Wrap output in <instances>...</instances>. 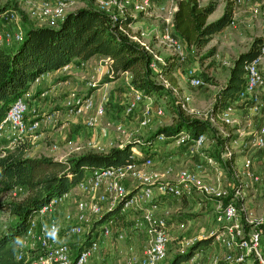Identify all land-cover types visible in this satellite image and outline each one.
Here are the masks:
<instances>
[{
    "label": "built area",
    "instance_id": "obj_1",
    "mask_svg": "<svg viewBox=\"0 0 264 264\" xmlns=\"http://www.w3.org/2000/svg\"><path fill=\"white\" fill-rule=\"evenodd\" d=\"M28 1L31 3L26 12L29 18L40 21L41 23L38 25H57L65 18L68 12L67 3L70 0ZM235 1L237 3L239 0ZM96 4L99 8L110 12L115 21H119V28L122 32L152 54V66H156V69H158L166 63V59L157 53L148 40L149 31L142 28L136 31L133 30L134 20H131V18H135L134 16H137L138 12L150 11L154 7L151 0H96ZM176 9L177 0L172 1L171 4L159 3L157 6V10L162 13L165 21L159 36L163 42L173 48L178 59L183 61L186 58L185 44L173 31ZM252 11L254 14L264 17V0L255 3ZM2 19L5 22L13 23L21 20L22 17L17 9H7L3 12ZM234 23L235 17L231 24ZM24 35L25 32L20 27L19 29L9 28L0 34V43L8 45L13 41H21ZM263 58L264 45L260 54L246 65L247 80L239 94L240 96L249 95L263 81L264 76L260 67ZM47 73L36 77L35 81H40ZM188 78L193 86L204 83V79L192 70L189 71ZM162 81L165 88L174 94L176 105L188 113L190 95L181 93L180 87L172 84L167 78H162ZM128 83L130 93L125 103L124 112L126 115H131L145 99L148 98L153 102V96L131 84L130 80ZM152 102L146 103L142 109L139 120V126L141 127H147L154 123L157 118H161L166 114L162 105L154 107L151 105ZM248 109L250 112L260 110L257 103L249 105ZM69 110L79 114L88 112L85 122L88 126L94 127L100 123L102 116L106 114V105L97 103L90 94L83 99L69 102ZM231 110L232 105L219 114V119L223 123L221 124L222 128L224 124L232 123ZM215 120L217 119L215 118ZM37 125V120H28L27 103L25 97L20 96L14 101L6 116L0 122V132L7 129L14 131V140L17 143L26 140V136L33 132ZM116 128L119 131L125 130L122 123H118ZM224 132V134L227 133ZM184 136V139H186L190 135L184 133ZM165 138L167 136L164 132H160L157 137L158 140ZM206 139V133H200L190 144L189 150L191 152L197 151ZM251 145H264V125L255 131ZM133 152L137 157L136 152ZM233 154L234 152L225 144L219 158L207 155L206 163L216 165L219 168V161L223 162L228 169H234L237 176L242 175L237 179L245 186L249 184L248 181L264 182V175L252 170L253 162L250 157H246L245 167L239 174V171H236L235 168ZM153 164V157L148 154L147 156L144 155L142 159L137 157L126 164L110 165L96 169L93 172H87L75 186L61 195L52 197L31 218L29 225L19 239L17 258L25 259L28 264H87L100 247L102 238L113 235L112 216L102 220L105 221L104 224H101L102 221L95 223L97 218L118 205L121 208L119 211H126L132 208L137 209L144 202L151 201V206L148 207L143 216L149 233L148 244L143 249L142 254L138 253L134 245H130L123 264H160L168 257V246L173 237L168 216L157 211L160 206L157 195L181 197L191 193L195 185L205 195L216 197L220 203L216 218L224 223L225 228L218 232L212 231L209 236L214 235L216 239L221 240L228 247L229 252L224 259L233 263H241L247 257H251L253 259L251 264H264V254L260 249L264 227L262 225L255 228L254 226L259 222L264 223L263 218L253 221L254 225H250V229L247 228V225L251 222L248 215L246 216L247 221L241 220L239 216L240 211L249 213L245 201L241 199L243 197L241 189L237 188L235 191H229L222 183L219 170L216 181L202 182L200 178V171L204 168L202 162L197 163L193 169H181L177 181L163 180L161 175L163 176L165 173L152 167ZM221 167L223 168V166ZM172 168V166L168 167L166 173H170ZM127 183H132V185L128 186ZM133 188L136 189L131 192ZM155 188L158 189L157 195L155 194ZM17 190L12 195H17ZM73 197H75L73 200L74 207L68 208L63 219L60 220L53 214L55 209L61 203H71ZM181 225L183 226L184 223H181ZM73 234H83V236L80 239L69 241L68 236ZM88 234L89 237H87ZM116 237L123 240L127 237V234L124 230H119ZM197 239L198 237H189L186 238V242L189 246ZM236 249L238 250L236 251ZM178 264H186V261H181Z\"/></svg>",
    "mask_w": 264,
    "mask_h": 264
},
{
    "label": "trees",
    "instance_id": "obj_2",
    "mask_svg": "<svg viewBox=\"0 0 264 264\" xmlns=\"http://www.w3.org/2000/svg\"><path fill=\"white\" fill-rule=\"evenodd\" d=\"M94 1L87 0L85 6L68 11L57 25L31 24L15 50H7L0 43V122L14 101L28 91L36 77L62 68L74 59L85 61L96 54L108 56L112 69L110 79L129 72L130 83L146 94L160 97L163 90L169 91L165 88L162 78L178 85L176 72L182 65L178 57L173 55L167 58L164 65L153 70L152 54L122 32L119 21H115L110 12L96 6ZM218 4L219 0H209L206 3L201 0H177L173 31L183 41L185 49L204 48L215 33L231 24L235 16V0H225L222 15L208 20ZM7 9H17L23 20H27V14L13 2L0 5V19ZM263 45L264 29L263 34L255 36L248 49L238 53L234 59L228 80L222 85L210 110L211 116L221 124L223 123L219 114L230 106L243 90L247 80L246 65L260 54ZM216 52L215 44L208 49L209 55ZM203 79L211 80L204 73ZM172 109L174 118L171 124L158 127L147 137L133 136L108 151L89 150L74 153L66 158H55L46 154L31 155V144L27 140L3 149L0 155V193L12 195L19 188L25 190V193L21 197L7 199L2 203L16 216V221L0 232V264H28L25 259L17 258V252L19 239L31 218L52 197L61 195L75 186L87 172L133 161L137 158L133 152L135 145L147 147V156L160 132H164L167 137H175L183 131L190 135L187 142L193 143L200 133H208L211 130L210 121L189 116L175 102L172 103ZM231 137L232 132L218 141L230 140ZM120 209V205L114 207L100 220L96 219L95 223L110 218ZM213 238L214 235L199 238L184 251L176 253L172 259L163 263L178 264L189 260L202 244L212 241Z\"/></svg>",
    "mask_w": 264,
    "mask_h": 264
},
{
    "label": "rangeland",
    "instance_id": "obj_3",
    "mask_svg": "<svg viewBox=\"0 0 264 264\" xmlns=\"http://www.w3.org/2000/svg\"><path fill=\"white\" fill-rule=\"evenodd\" d=\"M160 0H151V3L154 5L153 8L157 9V6L159 5ZM164 3L171 4L174 0H163ZM176 1V0H175ZM202 3H206L209 0H201ZM260 0H239L236 3V8L238 6H242L245 4L246 7H248L249 12V19L251 24L249 26H246L245 28L239 29V32H228V31H222L221 33H215L213 35V38L211 41L202 49H185L186 52V58L185 60L181 61V67L179 68L178 72H183V74L187 77L190 70H192L195 74L200 75L201 78H203V73L208 75L211 80L205 81L204 83L197 85L196 87L188 86L186 89L180 88V92L183 94L190 95V99L188 100V115L191 117H198L201 119H206L210 121L212 127L211 130H209L207 135V139L203 143V145L193 154L188 151L190 144L187 142V138L184 139V133L183 131L177 134L175 137H167L163 140H155L151 152L152 157L155 159L154 164H156L155 167L162 171V173H165L166 169L170 166L173 168L170 170V173H167L165 175H161L162 179L169 180V181H177L179 179V171L184 168H192L193 163L198 160L195 159L194 162L192 161L194 158V155H196L198 152L206 151L205 153L209 154L210 156L214 158H219L223 146L226 144L230 147V149L234 152L233 158L235 161V168L236 171H239V174L245 167V159L246 155L250 157L253 161L252 170L261 173L264 175V145L258 146L254 145L252 146L253 138L255 132L248 134L249 132H243L240 130V124L239 118L234 116L232 113L233 110V103L231 112V117L233 118L232 123L228 125H224L223 128L221 127V123L215 118H213L210 114V110L212 109V106L214 105L216 101V97L218 96V92L221 89L222 85L225 84L229 77L230 72V63H233L234 59L240 53V50L245 49L248 44L250 45V42L252 39L258 35L261 31L264 29V17L262 15L254 14L252 11V7L255 3L259 2ZM6 2H13L17 5L24 6L27 8V10L30 7V2L28 0H0V5L4 4ZM87 0H70L67 3V11H71L77 7L85 6ZM161 3V2H160ZM94 4H96L94 2ZM97 5V4H96ZM225 6V0H219V4L217 9L209 16V21L214 20L222 15L224 11ZM21 8V7H20ZM151 8V9H153ZM25 13L24 9L21 8ZM157 12H159L157 10ZM143 12H138L137 16H140V14ZM160 13V12H159ZM27 14V13H26ZM162 14V13H160ZM143 20H148L149 22L153 23L159 18V15L156 12L150 13H143ZM141 16V18H142ZM163 19V17H162ZM31 18L27 15V20H18L15 23L16 28L23 29V32H27L28 27L31 24H40V21H37L35 23H32ZM139 28L142 29H150L149 30V36L148 40L151 42V44L154 46V49L157 51L159 55H161L163 58L167 60V58L171 56H177L175 51L172 47H170L167 43L163 42L160 38V31L163 30V27L159 26V23L155 24L153 28H150V26H134L133 30H138ZM238 29V28H237ZM19 41H13L12 44H2L3 47H5L7 50H15L19 46ZM217 46V52L213 55L208 54V49L212 45ZM235 57V58H234ZM159 63V62H158ZM99 69H103V74L101 77H104L109 73V77L112 74V69L110 66H108L107 62L105 60H101L98 63ZM152 66V65H151ZM153 70H156V66H152ZM129 73V72H128ZM127 72L120 75L119 80L112 82L109 86H106L105 88H102L97 92L96 94H93L90 89V87L95 89L98 88L97 86V79L98 78H91L89 79L88 86L82 85H73L70 88L68 86H63L64 93L58 95L55 97V104L52 102H46L48 98H45V104L41 105V100L38 98L37 100H34L32 98H25L27 103V113L28 117H32L33 121L37 120L38 125L34 129V133L31 132V135H35L39 132H44V136L42 139H44V142L46 144H53L55 138H59L58 136L61 135V132L64 130L63 126L64 123H68L69 119L65 118L63 119V115L66 116H73L80 120V123L83 124V127H85L86 122V116L88 115V112L85 114L83 113H73L69 110V102H73L78 99H83L84 97L88 95H92L97 103H104L106 105L107 113L102 116L103 119H106L108 117H112V127H116L118 123H122L123 127H125L124 131H121L124 135L120 138H114L108 146H106L105 150L101 151H108L113 146L121 145L125 141V137L128 136V138L133 136H141V137H147L160 126L169 125L173 122V109H172V103H174L175 96L172 93V91H166L163 90L161 96H153V102L150 99H145L141 103V105L135 110V112L131 115H126L123 110V100L125 97V92H127L128 85V74ZM263 76L264 72L262 71ZM100 77V78H101ZM116 79V78H114ZM161 80L160 78H158ZM96 81V82H95ZM41 81L40 83H42ZM36 83V81L32 82ZM103 86V85H101ZM120 86L122 90L120 92H117L115 94V90L117 87ZM264 86V78L263 81L256 87L254 91H252L249 95L241 96V98L245 99L246 101V108L248 113H250V110L248 109L249 105H253L257 103L259 105V109L264 110V90L262 87ZM88 87V88H87ZM66 88V89H65ZM194 95H192L193 93ZM200 94H203L205 96L207 102L201 104L200 106H197L193 104L192 96H198ZM240 96V95H239ZM169 101V102H168ZM151 103L154 107L162 105L165 108L166 114L161 117L157 118L154 123L148 125L147 127L139 129V120L140 116L142 114V109L144 108L146 103ZM114 106L116 108L117 114H113ZM35 108V109H34ZM34 109V110H33ZM250 117L243 118V123L247 122L251 123V120L249 121ZM131 121L132 124L129 126L128 122ZM101 124V123H99ZM98 124V125H99ZM96 125V126H98ZM264 125V123L262 124ZM262 125L256 127L257 130ZM88 126V125H87ZM95 127V126H94ZM249 128V127H247ZM117 129V128H116ZM118 130V129H117ZM39 131V132H38ZM119 131V130H118ZM226 131L228 133L232 132L233 137H231L230 140H221L218 141L222 136H225L224 134ZM166 135V134H165ZM167 136V135H166ZM27 137V136H26ZM32 137V136H31ZM51 138V141H48V138ZM57 142H54V146H57ZM55 148V147H54ZM135 149V150H134ZM145 149L142 148L141 145H135L133 147V150H141ZM250 150L247 152V150ZM77 150V149H76ZM188 151V152H187ZM70 153H73L70 152ZM36 154H43V152L38 151ZM244 155V156H243ZM190 160V161H189ZM197 162V161H196ZM195 162V163H196ZM221 167V179L222 183L228 188L229 191H235V189L239 188L241 189V194H243L242 200L246 201L248 199H252L251 202L246 201V206L248 208V212L240 211L239 216L241 220L247 221L246 216L248 215L251 222L247 225V228L250 229V225H254L253 221H256L257 219L263 218L264 222V182L259 183L260 191L255 192L254 190H251V185L253 181H248V185H243L240 180L237 178L241 177L236 175L234 169H228L226 167V164L219 161ZM154 167V168H155ZM204 168H208L207 164L204 163ZM215 168H209L206 169L203 173H205V179L202 178L201 174V181L202 182H210L211 180L208 179L209 176L215 177L216 175ZM207 176V177H206ZM244 177V176H243ZM207 178V179H206ZM256 183V182H254ZM244 188H248L246 192H244ZM197 190V193L195 191ZM17 195H11L6 193H0V232L7 227L10 223H13L16 221V216L11 214L7 208L2 205L3 201L7 199L12 198H18L21 197L25 190L18 189ZM192 194L190 198L186 197H173V196H165L164 203L162 204L165 208L164 211L169 212L171 214V221L170 223L173 225V228H177L178 224H180L181 221H184L185 223H188L190 219L197 218L202 219L201 222H206V213L209 212H201V209L198 208V202L199 201H209L211 203H219L218 199L216 197H210L205 195L203 192H201L197 186H193L191 190ZM188 195V194H187ZM75 197L71 199V203H67L69 205L68 208H73V200ZM206 207V206H205ZM207 221L213 222L214 217L213 215L209 214L207 216ZM105 221H102L101 224H104ZM219 224V222H218ZM264 223H257V225H254L255 228L257 226H262ZM186 227V226H184ZM183 227V228H184ZM264 227V226H262ZM213 229V230H212ZM209 230V227L206 228V230L199 229V227L194 229L193 235H198L202 231H205L206 233H209L211 231H215V227ZM217 232L220 231V229L216 230ZM187 232L185 230L183 233ZM177 232H175L176 235ZM83 234H73L68 236L69 241L80 239ZM195 237V236H194ZM186 238L188 236H185L184 234H177V237H173L170 241L169 247H168V257L165 261H168L174 257V255L177 253V251H183L187 248L188 244L186 242ZM126 239V238H125ZM123 239L122 241H118L115 239H112V241L107 242L104 246V243L102 244V248H98L100 252V255L98 257L93 256L90 258L89 262L87 264H123L124 260V252L122 254L116 255L115 252H112L115 249H118V246L121 248H125L127 246V243L130 242V239ZM264 238L262 237V242L260 245V249L262 250L264 254ZM212 241L207 242L206 244L210 243ZM131 243V242H130ZM129 244V243H128ZM134 245L136 249L138 250L139 247H137L134 243L129 244ZM128 246V247H129ZM119 247V248H120ZM208 247V246H207ZM206 247V248H207ZM102 249L104 252L102 253ZM140 249H142L140 247ZM139 249V250H140ZM103 254V255H102ZM105 260H103L104 257ZM215 256L214 258H216ZM214 258L207 260L205 262L211 263ZM164 261H162L160 264H164ZM201 264H204L202 261Z\"/></svg>",
    "mask_w": 264,
    "mask_h": 264
},
{
    "label": "crops",
    "instance_id": "obj_4",
    "mask_svg": "<svg viewBox=\"0 0 264 264\" xmlns=\"http://www.w3.org/2000/svg\"><path fill=\"white\" fill-rule=\"evenodd\" d=\"M94 2L96 3V0ZM158 2L164 3L163 0H160ZM19 7H21L25 11H27L26 7L20 6V5H19ZM151 12H156L159 15V18L155 22L153 20V23L149 22L148 20H143L142 14L143 13H150L151 14ZM248 12H249V9H248V7L245 6V4H243L242 6L241 5L238 6L235 10V16H234L235 17V23L228 25L225 29H223L217 33H221L222 31L237 33V32H239V29H241V27L245 28L246 26H249L251 24V22L249 19ZM143 13H141L140 16L134 18L133 27L134 26H146V27L150 26V28H153L155 26V24H157V23H159L160 27H164V25H165L164 18L162 19V17H163L162 14L157 12L156 8H153L150 11L143 12ZM141 16H142V18H141ZM35 22H36V20L33 19L32 23H35ZM36 25H38V24H36ZM9 28L16 29L15 23L14 22L13 23L5 22L1 17V19H0V34ZM147 30L149 31L150 29L148 28ZM262 34H263V31L258 33V35H262ZM10 44H12V42ZM248 47H249V44L245 49L240 50V52L247 50ZM101 60H105L108 64V66H110V61H109L108 56L101 55V54L93 55L92 57H90L89 59H87L85 61H80L78 59H74L73 61H71L67 65L63 66L62 68H59L55 71L48 72L42 79H40V81H36V83L31 84L28 91L23 96L25 98H32L34 100H37L39 98L41 100L42 107L46 102H52L55 104V97L66 91V90L64 91L63 86H68L70 88L71 86L78 84V85H82V87L83 86L85 87V86H88L89 79H91V78H94V79L98 78L96 80L98 83L97 86H99L98 88L95 89L96 86L94 88H92L89 85L90 91L93 94H96L97 92H99L100 89L105 88L106 86H109L112 82L119 80V78L110 79L108 76L109 73L107 75H105L104 77H101V75L103 74V69H99V66L97 64ZM231 64L232 63H230V65ZM260 67H261V71L264 72V58L262 59V61L260 63ZM128 74H129V76H128V81H129L131 78V74L130 73H128ZM176 75H177V79H178V86L180 88L186 89V87H188V86L196 87V86L191 85V83L189 82L188 75L186 77L183 74V72H178V71L176 72ZM41 81H43V82L40 83ZM101 85H103V86H101ZM262 89L264 90V86L262 87ZM121 90H122V88L120 86H118L117 89L115 90V94L117 92H120ZM129 93H130V89L128 87L127 92H125V97L123 100V104H124L123 110L125 109V103L128 100ZM192 95H194V93ZM192 97H193L192 102L196 106H197V104H198V106H200L201 104L207 102V100H206L205 96H203V94H200L197 97L196 96H192ZM45 98H48V100L46 102L44 100ZM232 105H233V110H232L233 113L232 114L234 116H236L237 118H239V116H240V118L238 120L239 122L241 121V123H239L240 124L239 129L242 130L243 132H249L248 134H251V133L256 131V129H255L256 127H258L264 123V110L260 109L258 112L248 113L247 108H246V105H247L246 101H245V99L241 98V96H238L233 101ZM106 113H107V110H106ZM113 114H115V115L117 114L115 106H114ZM244 116L250 117L249 121H250V119H252L250 126H249V123H247V122L243 123L242 120H243ZM27 117H28V113H27ZM65 118H68L69 121H68V123H64L63 126H65V124H67V126L64 127V130L61 132V135L58 136L59 137L58 139L53 137V139H55L54 142H57V144H58L57 146H54V142H53V144H49V145L44 142V139H42L44 136L43 135L44 132L38 131L39 133H37L35 135H31V133H29L26 137V140L29 141L31 144L29 154L35 155L36 152L41 151V152H43V154L50 155V156H53L55 158H66L69 155H72L74 153H82V152H86L89 150H94V151L105 150L106 146H108V144H110V142L114 138H120L124 135L121 131H118L115 126L112 127V122H113L112 117H108L106 119H103L104 121H102V122L100 121L101 124H99L98 126H95V127H90L87 125H85V127H83V124L80 123V120L76 117H73V116L63 115V119H65ZM31 119H33V118L28 117V120H31ZM128 124L130 126L132 124V122L129 121ZM140 127L141 126H139V129H140ZM247 127H249V128H247ZM141 128H144V127H141ZM32 133H34V132H32ZM14 137H15V133H14V131H12L10 129H7V130L0 132V155L2 154L3 149L10 148V147L14 146V144H15ZM130 138H128V136L125 137L124 142L128 141ZM51 140L52 139L49 137L48 141H51ZM159 142H161V141L159 140ZM152 147H151V150H152ZM142 148H145V149L135 151L138 159H142L143 156L146 155L147 147H142ZM250 150L248 149L247 152ZM72 151H73V153H70ZM188 151L191 153V155H193L196 152V151L191 152L189 149H188ZM205 152L206 151H202L200 153L198 152L196 155H194V158H192L193 159L192 161L194 162L195 159H198V160H196L197 162L195 161L196 163L195 162L193 163L192 168H190V169L195 168L196 164L199 162H202L203 164L206 163V160H207L206 157H207V155L208 156H210V155L205 153ZM152 154L153 153L150 151L149 155L152 156ZM246 157H248V156L246 155ZM154 160L155 159L153 158V161ZM206 164H207L208 168H203L200 171V178H201V174H202V178L205 179V173H203V172L206 169L215 168V170H217L215 177L209 176L208 179L211 180L210 182L216 181L217 177L219 176L218 170L221 172L220 167L218 168V167H216V165H210L208 163H206ZM155 166H156V164L153 165L152 167H155ZM155 168L157 169V167H155ZM165 174H167V173L165 172ZM221 175H222V172H221ZM259 183H262V182L250 183V185H251L250 189L254 190L255 192L260 191L261 189H260ZM127 185L131 186L132 183H127ZM243 190H244V192H246L249 189L244 188ZM157 193H158V189L155 188V194L157 195ZM195 193H197V190L195 191ZM192 194H194V193L191 192L188 195H184L181 197L190 198ZM165 196H168V195H160V196L157 195L159 203H160L159 209L157 211L159 213H163V214L167 215L169 222H170L171 218H172L171 214L169 212L164 211L165 208L162 205L164 203L163 201L166 198ZM251 200L252 199H248L246 201L251 202ZM246 201H245V203H246ZM67 203L68 202L61 203L55 209V211L53 213L60 220L63 219L65 212L68 210L69 205ZM151 204H152L151 201H146L143 203V205L141 207H139L137 209L132 208V209H128L126 211H119V212L115 213L114 215H112L113 222L111 223V226H112V230H113V235H111L110 237H103L101 240L99 249L103 247V245H102L103 243L105 246V244L107 242L112 241V239L122 241L116 237V233L119 230H124L127 234L126 239L127 238L130 239L131 243H134L137 247H139L137 251L139 254H142L143 249L148 244V238H149L147 225L143 219V216H144V213L147 211L148 207L151 206ZM197 205H198V208L201 209V212H207L209 210V212L206 213V218H205L206 222L203 223V222H201L202 219L193 218V219H190L188 221V223L181 221L180 224L177 225L178 226L177 228H175V227L173 228V225L170 223L171 224V235H172V237H177V234L178 235L184 234L185 236H188V238L195 236V237H198V239H199L202 237H208L212 231L209 233L202 231L198 235H193L194 234L193 231L196 227L197 228L199 227V229H202V230H206L207 227H209V230L212 229L213 227H215V231L218 229L222 230L223 228H225L224 223L218 221L216 218L218 207H219L220 203H211L209 201H206V202L205 201H199ZM209 214L213 215V217H214L213 222L207 221V216ZM218 222H219V224H218ZM181 223H184V225L182 226ZM184 226H186V227H184ZM185 230H187V232L183 233ZM175 232H177L176 235H175ZM262 237L264 238V234ZM130 242H128V243L131 244ZM128 243L124 249L121 248L120 246H118V249L117 250L115 249V251L113 250L112 252H115L117 256H118V254H122L124 252L123 256H124V260H125V257L127 256V253H128V246H129ZM140 247L142 249H140ZM99 249H98V251H99ZM237 250L238 249H236V251ZM98 251H96L93 256L98 257L100 255V252H98ZM103 252H104V250L102 249V253ZM178 252H182V251H177V253ZM228 252H229L228 247L221 240L216 239L214 237L212 242H210L208 244H206V243L202 244L199 247V249L196 251V253L189 260H186V264H201L202 261L204 262V264H251L253 262V259L251 257H247V259L241 263H233V262L227 261L224 258ZM215 256H217V257L214 258ZM102 257H104V256H102ZM105 258L106 257H104L103 260H105ZM211 258L212 259L214 258V260H212L211 263L205 262L207 260H210ZM216 261H217V263H216Z\"/></svg>",
    "mask_w": 264,
    "mask_h": 264
},
{
    "label": "water",
    "instance_id": "obj_5",
    "mask_svg": "<svg viewBox=\"0 0 264 264\" xmlns=\"http://www.w3.org/2000/svg\"><path fill=\"white\" fill-rule=\"evenodd\" d=\"M105 214V213H104ZM104 214H102L99 218H97V220H100L103 216H104Z\"/></svg>",
    "mask_w": 264,
    "mask_h": 264
}]
</instances>
